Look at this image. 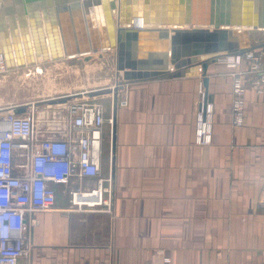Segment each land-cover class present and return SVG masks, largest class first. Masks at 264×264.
<instances>
[{"label":"crops","instance_id":"1","mask_svg":"<svg viewBox=\"0 0 264 264\" xmlns=\"http://www.w3.org/2000/svg\"><path fill=\"white\" fill-rule=\"evenodd\" d=\"M34 71H10L16 89ZM207 76L215 106L212 144L195 143L201 77L129 83L119 96L127 104L119 105L114 154L112 130L110 154L104 127L110 211L106 205L70 209V192L94 187V179L56 186V204L34 215L31 250L19 264H264V98L249 81L246 123L233 127L230 71L219 61ZM36 102L17 90L5 107ZM49 113L42 119L50 127Z\"/></svg>","mask_w":264,"mask_h":264},{"label":"water","instance_id":"2","mask_svg":"<svg viewBox=\"0 0 264 264\" xmlns=\"http://www.w3.org/2000/svg\"><path fill=\"white\" fill-rule=\"evenodd\" d=\"M254 30H264V0H0V56L7 71L115 51V86L86 93L113 97L112 154L126 85L201 77L206 99L213 101L210 64L264 46L253 44ZM75 96L34 105L68 103Z\"/></svg>","mask_w":264,"mask_h":264},{"label":"built area","instance_id":"3","mask_svg":"<svg viewBox=\"0 0 264 264\" xmlns=\"http://www.w3.org/2000/svg\"><path fill=\"white\" fill-rule=\"evenodd\" d=\"M220 62L232 77L231 123L241 127L246 123L249 81L264 98V46L223 57ZM119 102L126 105L127 99L119 98ZM18 108L0 106V264H19L29 255L31 229L38 224L34 215L54 208L56 186L67 185L73 178L94 179V187L79 186L70 192V209L106 205L110 211L111 204L112 179L102 176L105 108L96 103H70L64 115L57 114L51 120L54 124L50 127L47 120L39 122L42 113L34 104L21 114L15 111ZM214 115L215 106L206 99L201 84L196 144H212ZM57 122L60 125L56 127Z\"/></svg>","mask_w":264,"mask_h":264},{"label":"rangeland","instance_id":"4","mask_svg":"<svg viewBox=\"0 0 264 264\" xmlns=\"http://www.w3.org/2000/svg\"><path fill=\"white\" fill-rule=\"evenodd\" d=\"M251 35L253 44L264 42V30H254ZM42 68L43 73L34 71V76L23 74L19 87H17L18 89H16V76L7 71V68L1 71L0 106H5L15 101L17 90L24 101H43L76 95L70 102L75 100L74 102L100 104L106 110L108 136L105 144L111 154L113 97L108 94L90 97L86 93L115 86L117 82L115 51H107L104 58H99L95 55L91 60L86 61L83 57H77L67 59L63 63L45 64ZM67 105L69 104L60 103L54 105L50 104V102H45L42 105L39 104L37 110L39 113L43 111L50 112L49 114L53 119L57 114L62 116V112H64V108ZM38 117L39 122H41L43 115L39 114ZM110 154H108L107 159ZM106 162L110 166V161Z\"/></svg>","mask_w":264,"mask_h":264},{"label":"bare ground","instance_id":"5","mask_svg":"<svg viewBox=\"0 0 264 264\" xmlns=\"http://www.w3.org/2000/svg\"><path fill=\"white\" fill-rule=\"evenodd\" d=\"M6 69V65L4 64V66H1L0 67V72L1 71H4ZM36 72H38V73H43V68H42V66L41 65H37L36 66ZM113 88V87H112ZM59 104V103H58ZM65 105V104H64Z\"/></svg>","mask_w":264,"mask_h":264},{"label":"flooded vegetation","instance_id":"6","mask_svg":"<svg viewBox=\"0 0 264 264\" xmlns=\"http://www.w3.org/2000/svg\"><path fill=\"white\" fill-rule=\"evenodd\" d=\"M40 102H44V100L43 101H37L36 103L38 104V103H40ZM40 105H42V104H40ZM39 105H37V107H38Z\"/></svg>","mask_w":264,"mask_h":264}]
</instances>
